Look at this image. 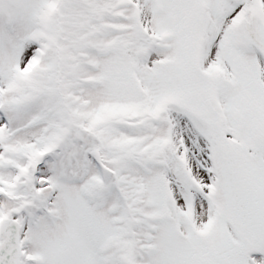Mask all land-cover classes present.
I'll return each instance as SVG.
<instances>
[{"label":"snow or ice","instance_id":"6c2138e0","mask_svg":"<svg viewBox=\"0 0 264 264\" xmlns=\"http://www.w3.org/2000/svg\"><path fill=\"white\" fill-rule=\"evenodd\" d=\"M0 264H264V0H0Z\"/></svg>","mask_w":264,"mask_h":264}]
</instances>
